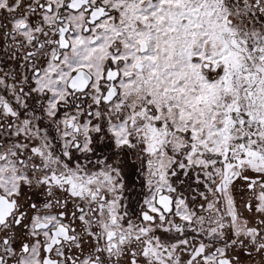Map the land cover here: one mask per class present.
Returning <instances> with one entry per match:
<instances>
[{"label": "snow or ice", "instance_id": "1", "mask_svg": "<svg viewBox=\"0 0 264 264\" xmlns=\"http://www.w3.org/2000/svg\"><path fill=\"white\" fill-rule=\"evenodd\" d=\"M0 264H264V0H0Z\"/></svg>", "mask_w": 264, "mask_h": 264}]
</instances>
